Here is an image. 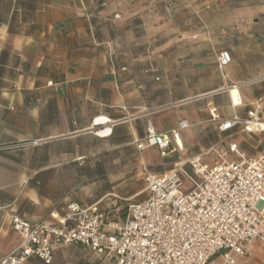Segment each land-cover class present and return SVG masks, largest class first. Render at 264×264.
Returning a JSON list of instances; mask_svg holds the SVG:
<instances>
[{"label": "crops", "instance_id": "1", "mask_svg": "<svg viewBox=\"0 0 264 264\" xmlns=\"http://www.w3.org/2000/svg\"><path fill=\"white\" fill-rule=\"evenodd\" d=\"M186 2L0 0V144L40 140L37 148L0 151V205L12 230V212L55 223L70 202L92 205V168L159 165L161 152L175 166L225 136L207 107L186 101L204 94L202 88L264 74V0ZM222 49L232 55L226 78L216 73ZM240 93L243 105L236 110L243 115L264 101V80ZM218 102L222 115L233 114L229 94ZM102 117L110 122L102 124ZM182 119L191 125L181 131V150L137 148L149 123L165 132ZM103 129L111 134L96 133ZM98 144L107 145L103 153ZM116 150L124 157L112 158ZM111 172L100 175L110 185L98 200L117 188L125 199L143 193L145 181L134 185L144 180L143 169L128 176ZM71 245L97 255L72 243L56 246L54 256ZM263 250L256 240L243 260L264 264Z\"/></svg>", "mask_w": 264, "mask_h": 264}, {"label": "built area", "instance_id": "2", "mask_svg": "<svg viewBox=\"0 0 264 264\" xmlns=\"http://www.w3.org/2000/svg\"><path fill=\"white\" fill-rule=\"evenodd\" d=\"M216 60L226 78L223 70L232 62L230 51L220 50ZM263 80L264 74L208 92L226 90L229 94L232 115H222L214 103L208 108L210 120L219 122L225 136L163 172L144 165L142 192L146 197L131 201L118 220L107 218L98 203L70 202L55 223L10 213L12 228L23 243L0 264H23L31 257L50 264L56 246L72 243L115 264H236L238 257L248 256L256 240L264 243V147L253 143L255 139L264 142V101L257 100L243 115L236 109L243 105L241 88ZM235 88L237 96L232 93ZM100 122L106 124L110 119L102 117ZM190 125L182 119L170 130L158 132L149 123L137 148L158 147L175 153L182 149L181 131ZM243 143L255 151L248 153ZM16 147L0 145V151ZM180 173L191 183L188 191L182 189Z\"/></svg>", "mask_w": 264, "mask_h": 264}, {"label": "rangeland", "instance_id": "3", "mask_svg": "<svg viewBox=\"0 0 264 264\" xmlns=\"http://www.w3.org/2000/svg\"><path fill=\"white\" fill-rule=\"evenodd\" d=\"M186 2V0H184ZM187 5H189V2H186ZM193 11V15H196L198 12L199 14V9L198 8H193L190 7ZM217 74H220V70L217 69L216 71ZM226 87V86H225ZM247 88L251 87V85L245 86ZM244 87V88H245ZM203 90H205L206 92L204 93H208L211 91H214L216 89H219L218 86L215 87H210V88H202ZM228 92L226 90L224 91H219V92H214V93H208L206 95H202V96H192L189 100H187L186 102H189L190 104H196V105H203L205 107H207V109L209 108V105L213 102L216 105H219L218 101L219 99H223L227 97ZM173 106V105H172ZM169 106V107H172ZM186 106V105H185ZM209 137H211V133L209 132L208 134ZM218 140V136L216 138ZM38 140L37 138L34 139H26V140H19V141H15V142H9V143H2L0 145H11V144H15L17 145L16 149H12V150H16V151H20L23 149H27V148H34L39 145L38 144H34V141ZM257 143V142H256ZM259 146L264 147V142L259 143ZM107 145L104 144H98V154L99 153H103L106 150ZM11 151V150H9ZM117 151V150H116ZM113 151L112 152V158H118V157H124L121 151ZM111 157V156H110ZM160 164L159 165H153V166H149V169L154 170L156 172H163L165 170L171 169L174 167L173 163L171 162V159L168 158V155H164L163 152H161V158H160ZM105 169L107 170V172L112 173L116 172V173H120L123 170V173L125 174L124 176H128L129 174L132 173H140L143 169V167H119V166H112V167H108V168H100V167H95L92 168V186L96 187L92 190V204L94 203H98V206L105 211V213H107V215L109 217H113L115 218V220L125 213L126 208L128 206V204L135 200H142L146 197L145 193L139 194L135 197L132 198H121L119 197L120 195H122L123 191L120 190L119 188H117L113 193H109L107 195H105L103 198H101L100 200H98V198H96L99 193L104 190L105 186L110 185V183H108L107 181H105V177H100L101 174L105 173ZM109 173V174H110ZM138 176V175H137ZM180 177L183 180V186L182 189L183 191H188L191 188V183L189 182L188 178L183 174L180 173ZM124 177L123 178H118L117 181H114L113 184H119L122 181H124ZM135 182L137 184L134 183V185H142L144 184V180L141 177H138V179H135ZM38 186V184H35ZM92 187V188H93ZM102 187V189H101ZM99 188V189H97ZM5 215V216H4ZM0 234L2 236V240H0V260L2 258H4L5 256H7L8 254L11 253L12 250H17V248L21 245H19L20 243V239L14 234V231L11 229V226L9 224V220L7 218V214H5L4 209L0 210ZM259 241V240H257ZM19 245V246H17ZM17 246V247H16ZM16 247V248H15ZM14 250V251H15ZM13 252V251H12ZM264 252V250H263ZM253 254V251H252ZM243 259V256H240L238 258V263L237 264H247V262H245ZM243 260V261H241ZM23 264H42L41 260L36 258V257H31L28 261L24 262ZM51 264H112V262L108 259L105 258H100L99 256L90 253L88 250L77 246V245H71L68 247H64L63 249H58L55 253L53 262Z\"/></svg>", "mask_w": 264, "mask_h": 264}, {"label": "bare ground", "instance_id": "4", "mask_svg": "<svg viewBox=\"0 0 264 264\" xmlns=\"http://www.w3.org/2000/svg\"><path fill=\"white\" fill-rule=\"evenodd\" d=\"M232 93L234 94V96H237V94H238L237 88L233 89V92ZM109 132L110 131H108L107 129H105V130H99V133L98 134H100L102 136H107L109 134Z\"/></svg>", "mask_w": 264, "mask_h": 264}, {"label": "trees", "instance_id": "5", "mask_svg": "<svg viewBox=\"0 0 264 264\" xmlns=\"http://www.w3.org/2000/svg\"><path fill=\"white\" fill-rule=\"evenodd\" d=\"M124 214H125V213H124ZM124 214H123V215H124ZM106 215H107V213H106ZM121 216H122V215H121ZM121 216H120V217H121ZM120 217H119V218H120ZM107 218H109V219H115V218H113V217H109L108 215H107ZM119 218H118V219H119ZM41 261H42V260H41ZM42 262H43V261H42ZM43 264H46V263L43 262ZM50 264H51V263H50Z\"/></svg>", "mask_w": 264, "mask_h": 264}]
</instances>
